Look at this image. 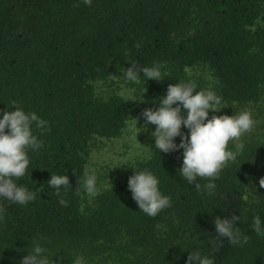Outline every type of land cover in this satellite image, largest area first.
Masks as SVG:
<instances>
[{
	"label": "trees",
	"instance_id": "obj_1",
	"mask_svg": "<svg viewBox=\"0 0 264 264\" xmlns=\"http://www.w3.org/2000/svg\"><path fill=\"white\" fill-rule=\"evenodd\" d=\"M128 60L164 62V72L205 67L226 103L257 102L264 94V0H0V114L15 102L51 126L42 136L33 129L45 146L29 152L30 172L18 181L36 199L0 200V264H17L41 236L59 256L117 253L120 264H185L183 248H197L215 264H264V237L251 230L253 216L264 220V188L256 190L258 203L245 199L250 174L264 176V138L246 143L242 157L223 169L213 197L180 177L178 151L159 155L153 146L135 167L158 177L170 208L156 217L139 210L127 188L133 170L82 210L76 189L91 140L118 137L131 105L117 93L97 94L95 84L110 76L113 62L129 67ZM50 173L68 175L67 207L47 186ZM230 214L241 215L236 225L246 244L216 237L214 217Z\"/></svg>",
	"mask_w": 264,
	"mask_h": 264
},
{
	"label": "clouds",
	"instance_id": "obj_2",
	"mask_svg": "<svg viewBox=\"0 0 264 264\" xmlns=\"http://www.w3.org/2000/svg\"><path fill=\"white\" fill-rule=\"evenodd\" d=\"M82 2L91 6L93 0H82ZM135 47L139 48L140 44L137 43ZM165 68L164 62L137 65L136 62L131 61L129 67H123V71L119 67L120 75L117 76L126 84H139L141 77L145 83L149 79L159 81L166 76ZM96 84L99 88H103V81L98 80ZM135 91V88H129L125 101L142 102L146 88L140 99L135 98ZM121 95L125 96L124 93ZM156 101L158 105L155 108H145L141 112L140 116L143 117L144 122L139 128L137 123L140 117H132L135 136L137 137L140 131H147L149 124L154 125V130L149 133L153 138V143L149 147L154 146L159 155L182 150L180 177L207 197L215 196L216 180L220 178L225 167L236 163L242 157L246 145L244 138L253 133L260 123L254 117L256 106L251 102L239 106L232 103V115H217L216 113L229 103H226L211 85L200 88L197 81L191 77L169 84L166 94L157 97ZM13 108L14 110L3 111L0 114V200L27 205L36 199L37 192L18 181L30 172L29 152H38L45 146L44 141L34 133L33 129L40 130L42 136L51 130V126L35 111H25L15 102L11 109ZM210 111L213 114L209 117ZM182 127L187 129V133L182 131ZM177 137L179 143L176 142ZM119 165L130 166L134 170L127 179V188L139 210L146 216L156 217L171 207V197L161 192L159 179L152 171L138 169L130 162L120 163L117 166ZM198 178L206 182L202 185L198 182ZM98 181L97 171L93 168H85L82 180L78 181L80 187L76 189L77 194H81L82 189L83 195L91 202L102 191L107 190L106 186ZM47 186L54 190V194L59 198V204L67 207L68 201L62 192L66 194L71 189L68 175L50 173ZM252 186L255 192H250L245 198L250 205L259 202L256 186ZM259 186L264 188V176L259 178ZM5 215L6 209L0 207V220H3ZM236 221H241V215L215 216L212 223L216 237L220 240L226 239L233 246L246 244L248 236L242 234ZM158 227L162 226L158 225ZM251 230L257 236L264 237V220L259 215L253 216ZM198 238L195 234L191 236L193 241ZM50 244L51 241L46 237L34 238L24 249L27 254L20 258L17 264H89L85 254L73 252L59 256L53 253ZM183 249L188 250L185 264H215L214 257L203 254L197 248Z\"/></svg>",
	"mask_w": 264,
	"mask_h": 264
},
{
	"label": "rangeland",
	"instance_id": "obj_3",
	"mask_svg": "<svg viewBox=\"0 0 264 264\" xmlns=\"http://www.w3.org/2000/svg\"><path fill=\"white\" fill-rule=\"evenodd\" d=\"M119 67H121V71H123V67H127L126 65L118 62H113L111 64V74L110 76L103 81V88H99L97 84H95V91L97 94L101 96H106L108 94L124 93L126 98L127 90L129 88H135V98L140 99L142 92L143 93V101L142 102H130L129 109V117L127 119L126 125L122 130L121 134L118 137L105 139L94 137L91 140L90 144V158L86 165V168H93L97 171L99 176V183L101 185L106 186V189L114 185L115 183L122 181L127 175L131 174L133 171L132 167L127 165H119L120 163H132L135 166L136 162L139 160L146 159L151 152V144L153 143V138L150 136V132L154 130V125L149 124L147 131H140L137 133V137L135 136L134 130V120L135 117H140L137 123V127L139 128L141 124H143V117L140 116L141 112L145 108H155L158 105V101H156L157 97L163 96L166 94V89L169 84H174L179 81H184L189 79L190 77L195 79L200 88H205L211 85L214 89L215 80L211 72L205 68L200 66H195L192 68H186L183 71H171L168 70L165 72V77L161 80H153L149 79L144 81V79L140 80L139 84H126L119 76ZM153 101H156L155 103ZM260 101H264V94L262 98L257 102H251L256 106V111L254 113V117L260 121L257 125L256 129L253 133L246 136L245 142L250 143L257 139L264 138V103H259ZM232 104V103H231ZM231 104L223 107L217 115L220 114H233V108ZM237 106L245 105L235 103ZM236 108H234V111ZM213 113L209 112V117ZM133 117V118H132ZM182 131L187 133V129L182 127ZM176 142L179 143V137L176 138ZM231 142L229 147L231 148ZM180 153V166L182 163V150H177ZM260 174L257 172L251 173L250 178L246 183L247 193L245 198L248 197L249 193L255 192V188L252 185L256 186V190L259 186V178ZM95 200V199H94ZM94 200L91 202L83 195L82 193V201L81 208L83 211H89L93 205ZM89 259V264H120V257L117 253L107 254L105 256H96V257H87Z\"/></svg>",
	"mask_w": 264,
	"mask_h": 264
}]
</instances>
